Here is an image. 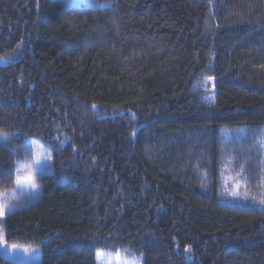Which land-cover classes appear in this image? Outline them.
Masks as SVG:
<instances>
[{
  "label": "trees",
  "instance_id": "obj_1",
  "mask_svg": "<svg viewBox=\"0 0 264 264\" xmlns=\"http://www.w3.org/2000/svg\"><path fill=\"white\" fill-rule=\"evenodd\" d=\"M91 2L0 0V192L28 141L50 159L6 241L40 264H264V0ZM223 169L246 201L223 197Z\"/></svg>",
  "mask_w": 264,
  "mask_h": 264
},
{
  "label": "rangeland",
  "instance_id": "obj_2",
  "mask_svg": "<svg viewBox=\"0 0 264 264\" xmlns=\"http://www.w3.org/2000/svg\"><path fill=\"white\" fill-rule=\"evenodd\" d=\"M4 61V60H2ZM211 78V79H208ZM215 78L208 76L203 79L200 88L204 92L206 99H212L215 95ZM243 131V130H238ZM246 134V133H244ZM260 144V148H263L262 143V132L261 130L251 133ZM226 137L231 136V132H226ZM0 136H7L0 132ZM9 138V137H8ZM4 141L3 139H0ZM33 149L29 159L22 160L17 165L18 173L16 176L15 187L13 189H6L0 192V206L4 208L5 215L10 211L12 205L10 201L16 199L17 196H27L29 198H35L38 195L37 186L33 187L35 183V176L47 169L50 164L49 156L42 150L41 146L32 143ZM229 166V165H228ZM230 167V166H229ZM32 176L33 181H29L27 177ZM219 182L222 184L224 198L235 201H246L250 194L246 189L248 183L245 181V177L238 173H232L225 169L219 175ZM15 190V191H11ZM11 191V192H8ZM233 193H236L233 195ZM252 200V199H251ZM0 217L3 219L5 217ZM0 254L14 262L15 264H40L41 253L39 247L36 245L20 244V243H9L6 241L4 232L0 229ZM97 264H142L141 256L131 254L125 250L117 251H97Z\"/></svg>",
  "mask_w": 264,
  "mask_h": 264
},
{
  "label": "snow or ice",
  "instance_id": "obj_3",
  "mask_svg": "<svg viewBox=\"0 0 264 264\" xmlns=\"http://www.w3.org/2000/svg\"><path fill=\"white\" fill-rule=\"evenodd\" d=\"M89 7L91 6H94L91 2V0H89V4H88ZM208 79H211V78H208ZM0 139H3L4 141H7L9 138L7 136H0ZM27 179L31 182L33 181V177L32 176H29L27 177ZM33 187H35L36 185L33 183L32 185ZM236 193H233V195H235ZM5 215V211H4V208L2 206H0V217H3Z\"/></svg>",
  "mask_w": 264,
  "mask_h": 264
}]
</instances>
